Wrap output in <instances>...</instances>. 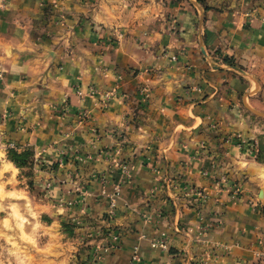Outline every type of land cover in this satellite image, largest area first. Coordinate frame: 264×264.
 <instances>
[{
	"label": "crops",
	"instance_id": "crops-1",
	"mask_svg": "<svg viewBox=\"0 0 264 264\" xmlns=\"http://www.w3.org/2000/svg\"><path fill=\"white\" fill-rule=\"evenodd\" d=\"M167 5L139 16L119 0H0V148L31 150L33 181L51 187L45 226L94 236L83 261L264 264V165L223 141L247 131L243 109L264 116V0Z\"/></svg>",
	"mask_w": 264,
	"mask_h": 264
},
{
	"label": "rangeland",
	"instance_id": "rangeland-1",
	"mask_svg": "<svg viewBox=\"0 0 264 264\" xmlns=\"http://www.w3.org/2000/svg\"><path fill=\"white\" fill-rule=\"evenodd\" d=\"M119 1L124 9H134L139 16L147 15L151 9L155 11L153 4L154 1H157L160 5L159 8L163 7L161 11L163 12L162 15L165 16V8L168 9L167 4L170 0ZM195 1L198 3L197 0ZM228 1L223 0L225 3ZM209 2L210 0H204L206 5ZM149 3H152V7ZM224 58L218 57L223 62ZM233 60L235 61V59ZM243 112L248 115L247 131L243 129L242 131L229 132L225 134L223 141L235 147L240 155L264 165V116L244 109ZM6 148L5 150L0 148L3 153H0L2 158V161L0 160V264L89 263L90 259L83 261L79 255L82 248L87 247V241L90 237L94 236H88L86 233L80 236L76 230L78 224L65 220L61 221L60 224L53 223L51 227H46V223H50L51 217L55 214L52 212L51 207L53 206L48 207L46 202L48 198L44 195L42 203H45V206H41L39 197L48 194L45 190H50L51 187L49 185L38 186L33 181L32 164L34 160L32 155L26 159V162H30V164L21 168L9 159ZM5 159L17 169L6 166L3 162ZM216 182L219 183L216 184ZM216 182L214 184H216L217 191L226 190L227 199L230 198L231 190L235 191V189L237 191L236 196L229 200H236L239 197L240 188L238 185L229 183L224 176L216 178ZM258 187L259 185L253 184L255 191ZM261 188L264 190V186ZM261 197H264V191L261 192ZM68 202L67 199L57 200L59 204H67ZM52 203L50 202L51 205ZM257 253V256L264 255L263 251Z\"/></svg>",
	"mask_w": 264,
	"mask_h": 264
},
{
	"label": "built area",
	"instance_id": "built-area-1",
	"mask_svg": "<svg viewBox=\"0 0 264 264\" xmlns=\"http://www.w3.org/2000/svg\"><path fill=\"white\" fill-rule=\"evenodd\" d=\"M94 91H95V90H92L91 92L94 93ZM112 94H113L112 91H111V92H106V93L103 95V97L107 99L109 96H112ZM87 115H88V114H87L86 111H82V112L79 113V117H80L81 119H85V118L87 117ZM8 146H9V147H13V144L10 143ZM119 166H120L122 172H123L125 175H128V174H129L128 165H126V164H120ZM217 183H219V182H216V184H217ZM216 184H215V185H216ZM230 190H231V189H230ZM120 192H121L120 186H119V185L114 186L113 192H112V194L110 195V200H109V210H108V215H109V216H112V215L114 214V211H115V208H116V205H117V201H116V200H117V198L119 197ZM196 194L199 195V196H201V197L206 198V195H205V194H202V193H200V192H197ZM236 194H237L236 189H235V191H232V190H231L230 198H231V199L234 198L233 196H236ZM230 198H229V199H230ZM69 203H70V202H68V204H69ZM108 235H109V233H108ZM110 235H111V234H110ZM110 235H109V236H110ZM115 237H116V236H113V238H115ZM139 237L142 238V236H139ZM163 237H164V234H162V237H160L159 239L151 241L150 245H151L152 247L166 248V242H165V240H164ZM94 258H98V253L94 255ZM139 259H140V256H139V253H138V245L136 244V245L133 247V250H132L131 261H132V262H136V261H139ZM87 264H94V260H91V261H90L89 263H87Z\"/></svg>",
	"mask_w": 264,
	"mask_h": 264
},
{
	"label": "trees",
	"instance_id": "trees-1",
	"mask_svg": "<svg viewBox=\"0 0 264 264\" xmlns=\"http://www.w3.org/2000/svg\"><path fill=\"white\" fill-rule=\"evenodd\" d=\"M198 3L205 9L208 10L209 6L204 3V0H197ZM234 58L232 57H225L224 62L228 65H235V61L233 60ZM7 152L9 153V159L18 167L23 168L26 164H30V162H26L27 157H30L32 155L31 150H23L22 152H18L15 148L13 147H7ZM66 224V223H64Z\"/></svg>",
	"mask_w": 264,
	"mask_h": 264
}]
</instances>
